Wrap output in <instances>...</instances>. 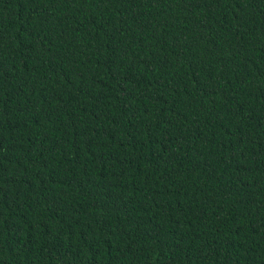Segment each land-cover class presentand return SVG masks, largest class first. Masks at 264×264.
<instances>
[{"label": "trees", "instance_id": "trees-1", "mask_svg": "<svg viewBox=\"0 0 264 264\" xmlns=\"http://www.w3.org/2000/svg\"><path fill=\"white\" fill-rule=\"evenodd\" d=\"M0 264H264V0H0Z\"/></svg>", "mask_w": 264, "mask_h": 264}]
</instances>
